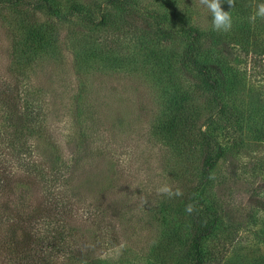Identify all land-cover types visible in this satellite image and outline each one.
Wrapping results in <instances>:
<instances>
[{
	"label": "rangeland",
	"instance_id": "1",
	"mask_svg": "<svg viewBox=\"0 0 264 264\" xmlns=\"http://www.w3.org/2000/svg\"><path fill=\"white\" fill-rule=\"evenodd\" d=\"M77 1L85 4L88 17L99 19L100 11L92 2L100 0ZM137 1L159 9L158 4L168 0ZM52 2L58 12H38L41 22L37 21L43 30L56 31V41L47 47L48 54L33 52L31 61L13 72L10 36H20L23 30L13 22L12 9L0 11V89L12 88L16 77L22 93L43 98L46 141L44 135L34 138L35 154L48 153L56 167H65L67 183L52 188L50 196L64 203L63 212L70 215L71 231L76 232L75 244L80 248L100 239L102 260L95 264H155V251L165 234H170L173 259L188 262L192 234L182 206L184 186L173 170L174 155L156 132L168 112L170 91L158 79L160 64L152 63L157 58L165 62L168 48L162 43L180 49L185 42L176 37L163 40L154 57L142 49L141 38L127 24L130 17L146 24L135 13L106 6L109 24L98 27L77 15L63 17L68 11L66 0ZM170 2L184 9L200 28L212 25L211 13L199 0ZM246 75L252 88L240 92L237 101L248 107L250 117L234 120L243 121L237 130L234 122L227 123L229 133L223 138L228 140L227 147L233 141L241 147L234 157L215 165L204 194L198 190L207 208L218 210L222 217L204 241L208 264H264V120L259 115L264 111V66L249 59ZM3 110L0 101V121ZM189 163L191 179L197 183L202 177L198 167L205 161L197 153ZM164 185L173 192L179 189L182 195L158 193ZM48 189L39 184L33 193L17 191L13 200L20 203L21 194L26 207ZM206 219L211 222L213 215L207 214ZM92 220H99L98 226ZM0 258L4 259L2 251Z\"/></svg>",
	"mask_w": 264,
	"mask_h": 264
},
{
	"label": "trees",
	"instance_id": "2",
	"mask_svg": "<svg viewBox=\"0 0 264 264\" xmlns=\"http://www.w3.org/2000/svg\"><path fill=\"white\" fill-rule=\"evenodd\" d=\"M66 1L68 11L63 17L77 15L85 23L98 27L109 24L106 6H117L126 14L135 13L144 18L146 24L135 23L134 17L126 22L133 27L131 33L141 38L142 49L154 57L160 53L163 40L172 41L176 37L185 42L180 49L162 43L168 48L163 56L165 62L161 63L157 58L152 63L160 64L158 79L170 91L166 101L168 112L156 125V132L174 155L173 170L184 186L182 206L192 234L190 260L173 259V236L165 234L162 246L155 251V264H208L204 241L222 217L218 210L207 208L198 190L201 188L203 195L215 165L220 160L234 157L241 147L234 141L227 147L228 140L223 142V138L229 133L225 130L227 123L234 122L237 130L243 122L239 120L247 121L250 117L248 107L237 98L246 87L252 88L248 83L250 77L246 75L249 59L264 66V18L250 20L257 5L264 0H235L232 8L226 0H221V7L229 11L232 18V28L227 32L216 31L211 24L200 28L190 21L184 9L177 8L170 0L158 4L159 9L143 7L137 0L92 2L100 11L97 20L84 13V3ZM54 3L52 0H0V11L7 7L12 9L10 17L23 30L22 38L17 34L10 36L12 72L21 70L22 64L26 66L33 52L49 53L47 47L56 41V31L46 27L47 30H43L37 13L55 14L58 7ZM14 80L12 88L3 86L0 89L4 107L0 121V251L4 259L0 258V264H61L62 260L69 264L98 263L102 260L100 239L78 248L74 239L76 232L71 231L70 215L63 212L64 203L58 204L52 199L55 196H50L52 188L67 183L65 167H56L53 161L50 162L48 153L47 156L35 154L34 138L44 135L46 141L42 125L43 98L37 93H22L18 79L14 77ZM259 115L264 120V111ZM236 119L239 120L234 121ZM197 153L205 163L198 167L202 177L194 183L189 159ZM39 184L49 189L36 196V202L28 206L24 203L25 207L21 204V194L20 203L13 200L17 191L32 190L33 193ZM188 204L194 206L192 213L185 210ZM207 214L213 215L209 223ZM98 223L99 220L91 222L97 226Z\"/></svg>",
	"mask_w": 264,
	"mask_h": 264
},
{
	"label": "clouds",
	"instance_id": "3",
	"mask_svg": "<svg viewBox=\"0 0 264 264\" xmlns=\"http://www.w3.org/2000/svg\"><path fill=\"white\" fill-rule=\"evenodd\" d=\"M200 4L205 6L211 13V23L212 27L216 31H230L232 28V18L229 11L223 10L221 7V0H199ZM226 3L230 8L235 6V0H226ZM257 17L264 18V3L257 5V10L253 16L250 17L251 21H255ZM158 193L171 196H181L182 192L179 189H176L174 192L168 185L161 186L158 190ZM188 213L194 211V206L188 204L185 209Z\"/></svg>",
	"mask_w": 264,
	"mask_h": 264
}]
</instances>
